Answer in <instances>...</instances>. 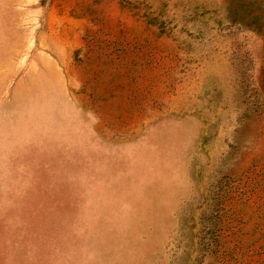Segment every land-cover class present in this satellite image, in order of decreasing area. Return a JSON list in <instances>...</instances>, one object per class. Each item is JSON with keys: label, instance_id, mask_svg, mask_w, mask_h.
I'll return each mask as SVG.
<instances>
[{"label": "rangeland", "instance_id": "374dc122", "mask_svg": "<svg viewBox=\"0 0 264 264\" xmlns=\"http://www.w3.org/2000/svg\"><path fill=\"white\" fill-rule=\"evenodd\" d=\"M105 4L0 0V264H264V0Z\"/></svg>", "mask_w": 264, "mask_h": 264}, {"label": "crops", "instance_id": "0c3cea01", "mask_svg": "<svg viewBox=\"0 0 264 264\" xmlns=\"http://www.w3.org/2000/svg\"><path fill=\"white\" fill-rule=\"evenodd\" d=\"M119 1L121 0H105L104 11L101 14H93V17H99L100 20L98 25L94 22L91 23V33L117 32L120 31L118 28L124 27V22L121 21L128 17V13L119 9Z\"/></svg>", "mask_w": 264, "mask_h": 264}]
</instances>
